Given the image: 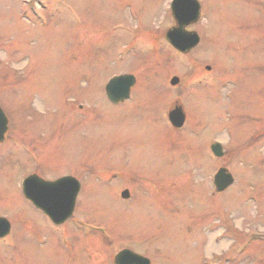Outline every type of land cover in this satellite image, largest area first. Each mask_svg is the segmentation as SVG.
Listing matches in <instances>:
<instances>
[{"label":"rangeland","instance_id":"rangeland-1","mask_svg":"<svg viewBox=\"0 0 264 264\" xmlns=\"http://www.w3.org/2000/svg\"><path fill=\"white\" fill-rule=\"evenodd\" d=\"M172 1L0 0L9 122L0 207L13 219L0 253L10 264H64L79 253L81 263L109 264L126 248L151 264H264V0H199L201 18L187 29L201 40L188 54L165 39ZM124 73L136 83L115 105L105 84ZM176 104L187 114L181 129L168 119ZM220 167L234 177L222 192ZM34 172L88 182L74 232L89 250L73 254L66 227L75 218L56 248L58 228L22 196Z\"/></svg>","mask_w":264,"mask_h":264},{"label":"water","instance_id":"water-1","mask_svg":"<svg viewBox=\"0 0 264 264\" xmlns=\"http://www.w3.org/2000/svg\"><path fill=\"white\" fill-rule=\"evenodd\" d=\"M175 25L167 30L165 39L178 52L187 54L200 43V35L194 30H188L201 17V5L199 0H173L171 4ZM210 70L211 67L207 66ZM180 82L178 76H173L171 85ZM136 83L133 74H121L112 77L106 87V95L113 103L123 102L130 97L131 89ZM171 124L176 128L184 126L186 113L184 107L176 104L168 113ZM8 129V118L0 106V142L5 138ZM212 152L217 157L224 155L223 146L215 142ZM234 182L232 173L225 167H221L214 176L216 191L222 192ZM79 182L66 176L55 181H47L37 174H33L23 180L22 187L25 196L39 209H41L55 224H60L72 216L76 199L80 190ZM128 190L122 192V198L128 199ZM115 264H150L149 258L140 255L128 248L121 250L115 256Z\"/></svg>","mask_w":264,"mask_h":264},{"label":"flooded vegetation","instance_id":"flooded-vegetation-1","mask_svg":"<svg viewBox=\"0 0 264 264\" xmlns=\"http://www.w3.org/2000/svg\"><path fill=\"white\" fill-rule=\"evenodd\" d=\"M201 10H202V8H201ZM117 75H120V74H117ZM114 76H116V75H114ZM114 76H111V78L112 77H114ZM111 78H108L109 80L111 79ZM108 80V81H109ZM108 83V82H107ZM107 83L105 84V87H106V85H107ZM105 93H106V91H105ZM130 97H131V95H130ZM129 97V98H130ZM106 98H107V100L109 101V102H111V103H113L112 101H110V99L107 97V95H106ZM128 98V99H129ZM128 99H126L125 101H127ZM125 101H123V102H119V103H113V104H115V105H121V104H123ZM82 105H80V107H81ZM8 127H9V122H8ZM8 130V129H7ZM7 133H8V131H7ZM7 133L5 134V138H4V140L2 141V142H0V144H3V143H5L6 141H7V139H8V135H7ZM33 174H37V175H39L37 172H34ZM33 174H30V175H28V176H26L24 179H26L27 177H29V176H31V175H33ZM66 176H71V177H73V178H75L78 182H79V186H80V190H79V193L81 192V190H82V187H83V183H86V181L85 180H83V183H82V181L80 180L81 178L80 177H78V176H75V175H73V174H66V175H60V176H58V178L57 179H60V178H62V177H66ZM41 177V176H40ZM44 179V178H43ZM57 179H55V180H57ZM44 180H46V179H44ZM55 180H47V181H55ZM22 183H23V181H22ZM86 186L87 187H89V184H88V182L86 183ZM21 190H22V196H23V198H24V200L34 209V210H36V211H38V212H40L39 214L42 216H45L52 224H54L55 225V227H57L58 228V234H56V239L55 240H53L52 242H54V244H55V246H56V248L57 247H59L60 249H62L64 246L62 245V239L65 237V236H68V234H63V232H61V227L63 226V225H65L66 226V224H68L69 223V221L70 220H73V218H75L72 222L74 223L73 225H69L68 227H66L68 230L69 229H71V235L72 236H69V237H71V238H73V240H75V238H76V240H75V242H73L72 243V246H73V248H72V250H73V254L75 253V252H79V251H83L84 250V248H83V246L85 247V250H89V248H86V247H88V244L86 243H82L81 242V236H80V234L79 233H77V232H74V230H76V228H79V227H81V225L83 224V222L82 221H80V219H76V216H75V209H76V204H77V199H76V204H75V208H74V211H73V214H72V216L71 217H69L68 219H66L64 222H62V223H60V224H55L41 209H39L38 207H36L26 196H25V194H24V192H23V187H22V184H21ZM125 190H128V189H124L123 191H125ZM122 191V192H123ZM129 191V190H128ZM122 192H121V195H122ZM130 192V191H129ZM79 193H78V195H79ZM77 198H78V196H77ZM37 212V213H38ZM13 219H12V217H11V215H10V213H9V209L7 208V207H0V246H2V245H9V239H10V236L12 235V227H13ZM79 231V230H78ZM75 238H74V237ZM82 240H86V239H84V238H82ZM88 241H90V240H88ZM90 242H92L91 243V245H93V240H92V238H91V241ZM81 248V249H80ZM84 250V251H85ZM58 251V250H57ZM0 252H3L2 251V249L0 248ZM79 255H80V253H79ZM79 255H72V256H70L71 258V261H69V263H64V264H85V259L83 258L82 259V261H84V262H80V260H78V256ZM9 260H10V256H9V254H4V253H0V264H10L9 263ZM115 256L113 257V259L111 258L110 259V261H109V264H115ZM93 263V262H92ZM101 262H98V263H96V264H100ZM151 263H152V260H151Z\"/></svg>","mask_w":264,"mask_h":264},{"label":"bare ground","instance_id":"bare-ground-1","mask_svg":"<svg viewBox=\"0 0 264 264\" xmlns=\"http://www.w3.org/2000/svg\"><path fill=\"white\" fill-rule=\"evenodd\" d=\"M224 243H225V241H224ZM213 246H215V245H214L213 242H211V243L209 244V246H208V249H211Z\"/></svg>","mask_w":264,"mask_h":264}]
</instances>
